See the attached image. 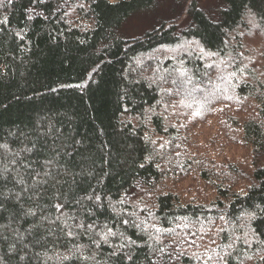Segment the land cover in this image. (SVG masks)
Listing matches in <instances>:
<instances>
[{
	"label": "trees",
	"instance_id": "1",
	"mask_svg": "<svg viewBox=\"0 0 264 264\" xmlns=\"http://www.w3.org/2000/svg\"><path fill=\"white\" fill-rule=\"evenodd\" d=\"M0 264H264V0H0Z\"/></svg>",
	"mask_w": 264,
	"mask_h": 264
}]
</instances>
